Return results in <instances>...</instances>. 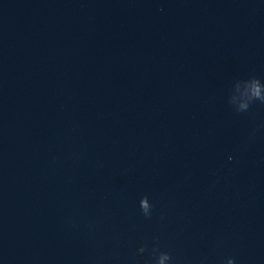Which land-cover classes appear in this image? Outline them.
<instances>
[{"label":"clouds","instance_id":"clouds-1","mask_svg":"<svg viewBox=\"0 0 264 264\" xmlns=\"http://www.w3.org/2000/svg\"><path fill=\"white\" fill-rule=\"evenodd\" d=\"M259 93L257 92V95H258ZM232 159V157L229 159V160H231ZM141 208L145 211V212H147V209H148V204H147V200L146 199H144V200H142L141 201ZM231 262H232V264H234V260L231 258Z\"/></svg>","mask_w":264,"mask_h":264}]
</instances>
